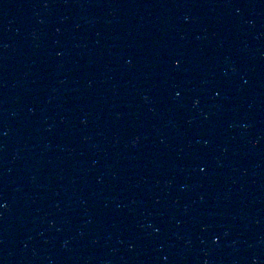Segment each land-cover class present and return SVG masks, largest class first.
<instances>
[{"label": "water", "instance_id": "1", "mask_svg": "<svg viewBox=\"0 0 264 264\" xmlns=\"http://www.w3.org/2000/svg\"><path fill=\"white\" fill-rule=\"evenodd\" d=\"M0 264H264V0H0Z\"/></svg>", "mask_w": 264, "mask_h": 264}]
</instances>
